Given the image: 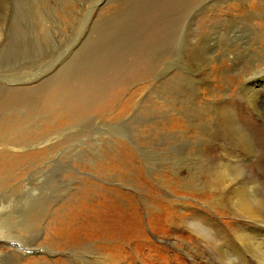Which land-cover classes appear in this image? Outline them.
<instances>
[{
  "label": "rangeland",
  "instance_id": "obj_1",
  "mask_svg": "<svg viewBox=\"0 0 264 264\" xmlns=\"http://www.w3.org/2000/svg\"><path fill=\"white\" fill-rule=\"evenodd\" d=\"M1 99L7 264H264V0H0Z\"/></svg>",
  "mask_w": 264,
  "mask_h": 264
},
{
  "label": "bare ground",
  "instance_id": "obj_2",
  "mask_svg": "<svg viewBox=\"0 0 264 264\" xmlns=\"http://www.w3.org/2000/svg\"><path fill=\"white\" fill-rule=\"evenodd\" d=\"M242 88H243V92L244 93H246V95H250V96H253V93H252V91L254 90L252 87H250L249 86V88H247V84L246 83H244V84H242ZM11 100H12V98H11ZM7 101H10V100H8V99H1L0 100V103H4V102H7ZM254 102V101H253ZM12 104V103H11ZM4 105V104H3ZM8 105V104H7ZM6 105H4V107H5ZM3 107V106H2ZM3 113H4V111H3ZM2 113V114H3ZM1 115V114H0ZM19 189V186L18 185H16L15 187H13V191H15L16 192V194L15 195H9L8 193H4V194H0V206L1 207H4L5 206V208H4V213L2 214V217H1V222H3L2 224H7V225H5L6 227H5V231L4 232H6V235H7V237H15V238H17V239H19L23 244H25L27 247H30V246H28V244H27V242H26V240L24 239L25 237H23L22 235H17L18 233H15L14 231H12V228L15 226V225H18V224H20L21 226H20V230H22V231H33L32 229H31V227L30 226H27V225H25V224H21V223H19V221H16L14 218H13V216L15 215L14 213H16V211H17V209H18V204L20 203V197H19V195L17 194V190ZM248 200V199H247ZM247 200H245V202L247 201ZM264 200V199H263ZM244 202V201H243ZM248 203V202H247ZM250 203V204H249ZM248 204L249 205H251V202H249ZM243 204H246V203H243ZM241 205V203L240 204H238V210L240 209L239 208V206L241 205V206H244V205ZM247 205V204H246ZM248 205V206H249ZM248 206L247 207H245V208H248ZM117 207V206H116ZM243 208V207H242ZM249 208H251V207H249ZM248 208V209H249ZM254 208V207H253ZM244 209V208H243ZM242 209V210H243ZM2 210V209H1ZM241 210V211H242ZM246 210V209H245ZM250 210V209H249ZM254 210V209H253ZM240 211V210H239ZM248 211V210H247ZM14 212V213H13ZM32 212V211H31ZM30 212V213H31ZM246 212V211H245ZM245 212H241V213H243V214H245ZM253 212V211H252ZM29 213V214H30ZM103 213V212H102ZM101 213V214H102ZM113 213H116L117 215H115V214H113ZM122 212H120L119 210H117V209H112V214H110V217L108 218V220H107V222H106V224H107V226H109V228H116V226L118 225V223L120 222L121 223V225H126V226H129V225H131L133 222L129 219V217H131L130 215L129 216H125V215H123V214H121ZM247 213V212H246ZM249 213H251V210L249 211ZM248 213V214H249ZM14 214V215H13ZM105 214V213H104ZM252 214V213H251ZM118 215L121 217V219L119 220V222H118V219H117V217H118ZM255 215V214H254ZM257 215V214H256ZM106 216H107V214H106ZM246 216V215H245ZM252 216V215H251ZM255 217V216H254ZM257 218H258V216H256ZM251 218V217H250ZM32 219V218H31ZM19 220V219H18ZM104 220H106V218H104ZM30 222H31V220H30ZM29 222V223H30ZM23 223V222H22ZM28 223V224H29ZM33 223V222H32ZM31 223V224H32ZM98 223V222H97ZM100 223H103V222H100ZM11 227V228H10ZM3 228V227H2ZM9 228H10V230H9ZM15 228V227H14ZM123 228H127V227H123ZM17 229V228H16ZM1 230V229H0ZM3 230V229H2ZM18 230V229H17ZM19 231V230H18ZM115 231V230H114ZM126 231V230H125ZM35 232V231H34ZM104 232V231H103ZM116 232V231H115ZM104 233H106V232H104ZM258 234V233H257ZM1 236L3 235V234H0ZM6 235L4 236V237H6ZM67 237V236H66ZM71 237V236H70ZM9 239V238H8ZM16 239V240H17ZM68 239V238H67ZM119 243V242H118ZM252 243V242H251ZM33 244V243H32ZM243 244V243H242ZM263 244H264V242H263ZM260 246V245H259ZM50 250H52L53 252H54V250L52 249V248H50V247H48ZM263 248V247H262ZM4 250V249H3ZM3 250H2V252H3ZM6 250V249H5ZM7 252V251H6ZM10 256H11V258H10ZM12 256H19V257H21L22 256V252H19V251H12V253H7L6 255H3L2 257H1V259H0V264H7V261H9V260H11V259H13V257ZM26 256V255H25ZM51 257V256H50ZM93 257V256H92ZM29 258V257H28ZM27 258V260H34L35 258L34 257H30L29 259ZM39 258V257H38ZM48 258V257H47ZM47 258H45V260H47ZM82 260H84L83 262L85 263L86 262V258L84 259V257L82 258ZM46 263H47V261H46Z\"/></svg>",
  "mask_w": 264,
  "mask_h": 264
}]
</instances>
